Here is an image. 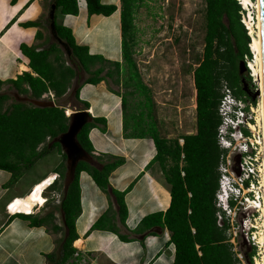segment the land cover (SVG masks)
I'll list each match as a JSON object with an SVG mask.
<instances>
[{
	"label": "trees",
	"instance_id": "obj_1",
	"mask_svg": "<svg viewBox=\"0 0 264 264\" xmlns=\"http://www.w3.org/2000/svg\"><path fill=\"white\" fill-rule=\"evenodd\" d=\"M16 0H12L15 2ZM87 14L109 17L117 11L114 4L105 5L101 0H85ZM121 29V62H112L96 54H90L85 45H78L71 30L55 23L58 38L69 48L71 55L78 62V67L89 73L83 85H97L106 79L119 82L123 75L124 86L133 90L127 92L131 96H142L137 101L136 110L132 109L131 125L125 122L127 108L126 96L121 95L123 111V135L125 138H150L155 147V155L148 163L147 169L154 164L159 166L165 182L170 187V205L165 213L148 215L140 222L139 229H150L154 226L165 227L170 233V243L174 246L172 264H239L228 243L227 229L229 224L223 219L222 226L217 225L215 206L216 193L219 189V166L225 162L226 150L218 143V127L221 117L218 106L224 97L222 87L225 84L228 92L243 102L250 101L251 96L243 91V82L250 78L240 74L239 65L244 56L250 55L249 38L240 23V5L236 0H205V36L201 60L193 70V85L195 89V123L193 134L182 135L180 139L169 140L159 135L150 116L152 99L148 88L141 82L140 75L133 58L135 39L133 34V0H119ZM61 15L77 16V0H51ZM35 25L36 24H32ZM46 28L49 20L46 19ZM36 37H41L40 33ZM21 53L29 60L28 67L35 74L23 73L16 80H9L19 93L29 94L37 100L50 91L56 98L64 96L70 88L71 80L77 77V72L67 66L62 59L60 48L54 43L47 48L36 51L34 47L20 45ZM52 56V57H51ZM98 65V66H97ZM106 65H110L106 68ZM97 66V67H96ZM94 69H91L93 68ZM111 67L115 73L111 71ZM106 68V69H105ZM103 74V75H102ZM116 74V78L114 77ZM4 82L0 81V87ZM27 86V88L24 87ZM80 87L74 91V98L82 103L84 109L89 108L87 102L79 99ZM8 99L0 95V170L12 173L13 180L23 174V169L32 166L37 160L49 154L54 148L60 149L56 139L66 132L69 118L60 106L43 108L25 106L22 102L13 103L4 111L3 103ZM146 108V112L143 110ZM247 111V108H246ZM97 124L105 125V120L92 118L77 134V142L90 158L89 162H79L67 191L62 190V199L56 210L61 213L62 227L54 224V213L49 212L39 218L33 215L16 214L30 221V225H50L57 232L63 227L65 234L58 255H45L49 264H69L76 259V249L72 243L77 239L75 220L80 214V173L88 174L95 185L102 190L109 187L108 178L112 171L119 167L123 159L109 157L101 162L100 156L93 154L94 149L89 139V132ZM153 124V128H147ZM136 131H132V130ZM248 135L246 129H242ZM48 140V144L38 151L39 145ZM60 153H62L60 151ZM64 161L66 156L62 153ZM62 167V166H61ZM65 167L60 172L59 179L64 177ZM183 173V175H182ZM58 182L55 180L50 187ZM63 186H59L61 190ZM117 205L120 222L127 217L124 192L111 190ZM109 217L101 216L93 225L94 229H104ZM115 231L113 227L109 228ZM126 240V238H123ZM252 253L248 255L251 263Z\"/></svg>",
	"mask_w": 264,
	"mask_h": 264
},
{
	"label": "crops",
	"instance_id": "obj_2",
	"mask_svg": "<svg viewBox=\"0 0 264 264\" xmlns=\"http://www.w3.org/2000/svg\"><path fill=\"white\" fill-rule=\"evenodd\" d=\"M50 2L51 0H0V81L4 82L0 87V95H8L5 89L12 85L7 81L16 80L23 73L35 76L28 67L29 60L20 51V45L24 44L40 51L51 44L48 40L53 36L50 30L45 29L48 15L47 18L44 16L46 5ZM101 3L114 4L117 11L109 17L89 16L85 0H77V16L60 14L62 18L57 23L55 12V23L69 28L75 42L87 46L90 54H96L89 45L100 33L104 38L115 37L121 45L119 0H101ZM78 29H81L80 33H77ZM37 33H40L41 37L37 38ZM121 61L120 47L118 62ZM76 80L77 77L71 80L67 94ZM24 87L27 88L26 85ZM79 87V99L87 102L89 108L84 109L82 103L74 98L78 103L75 111L86 110L92 118L105 120V125L97 124L89 132L93 154L100 156L101 162H106L109 157L122 158L123 162L110 173L109 187L106 190L97 187L88 174L80 173L81 211L75 220L77 239L72 243V247L76 249V259L69 264H172L174 246L170 243L169 231L160 226L139 229L143 218L157 213L163 214L170 205V187L162 173L156 170V164L147 169L148 163L155 155L153 141L148 137H124L121 94L109 85L107 80L97 85L81 83ZM13 91L16 95L21 94L14 87ZM74 91L75 89L73 95ZM48 94L53 96L51 91ZM67 94L60 98L61 101ZM66 110L70 109L64 107V111ZM59 166L60 162L49 169L51 171H47L39 181L49 175H54L56 180L59 175L55 172ZM25 174L13 180L12 173L0 170V264H49L45 255H58L60 252L65 234L64 227L57 232L52 231L46 224L34 227L30 225L29 220L16 215L20 213L13 214L7 209L11 200L26 196L37 183L29 186L31 180L36 178L31 177L24 189L19 188ZM112 189L126 192L124 201L127 217L123 223L117 214ZM44 199L47 200L45 197ZM105 214L109 217L105 223L106 227L94 229L93 225ZM54 224L62 227L56 221ZM110 227L115 231H111ZM77 242L79 246L74 244Z\"/></svg>",
	"mask_w": 264,
	"mask_h": 264
},
{
	"label": "rangeland",
	"instance_id": "obj_3",
	"mask_svg": "<svg viewBox=\"0 0 264 264\" xmlns=\"http://www.w3.org/2000/svg\"><path fill=\"white\" fill-rule=\"evenodd\" d=\"M133 1L132 24L135 39L133 58L140 75V80L148 88L152 99L150 116L161 137L169 140L178 139V143L180 144L179 141L182 135L193 134L196 130L195 89L192 73L197 63L201 60L203 53L205 36V0ZM250 1L252 3L249 5L255 6L256 0ZM49 10L50 8L47 4L44 14L45 18H47ZM83 12L84 11H82V13ZM61 18L62 16L56 12L57 23L60 22ZM114 18H116V15H114ZM106 22L107 20L104 21V23ZM80 32L81 29H78L77 33ZM48 41L51 42V44L55 43L60 48L62 52L61 56L65 64L77 72V80L72 89L68 94L66 92L67 96L62 101L60 99L61 97L56 98L52 93L53 96L45 94L37 99L38 101L34 102L33 100L35 99L30 97L29 94H17V96L13 91V86H10L5 89L8 93V99L1 106L2 110L10 107L16 102H22L25 106H32L39 102L43 103L42 101H45L46 104L52 101L57 106L68 108L72 112L75 111V107L78 106V103L74 99L73 90L89 77V73L85 72L80 66L77 68L79 64L76 59L71 54L67 55L66 50L59 45L54 38ZM89 46L97 55L114 62L118 61L121 45L117 43L115 37L107 36V38H104L100 33L93 42H90ZM109 67L110 65H106V68ZM91 69H94V67ZM110 69L115 73L113 67ZM113 78H116V74H114ZM106 80L109 85L117 89L121 95L126 96L127 113H125V122L128 126H132V116L129 113L132 109L137 111L136 103L139 100H143V97L128 95L127 92L133 89L124 86L123 75L119 77L118 83H115L113 79ZM255 86L256 85L252 86L251 80L244 81L243 83V87L248 91L250 96L255 94ZM224 87L225 84L222 87V92L225 93ZM16 96L18 98H16ZM259 99L260 96L255 98L258 106L256 105L254 107L252 116H254V119L260 124L258 118ZM63 104L68 106H63ZM143 110L146 112V108H143ZM64 114L68 117L65 111ZM238 115L240 114L238 113ZM147 128H153V124L147 126ZM132 131L134 132L136 130L133 129ZM236 131L234 136L237 138L238 130ZM48 142L49 141L46 140L43 144L39 145L37 150H42ZM59 148L60 149L54 148L49 154L37 160L27 171L23 169V173L26 174L22 177L19 188L24 189L31 177L36 178L31 180L32 182L29 183V186L38 182L46 175L47 171H51L49 169L53 168L59 162V171H63V166L66 169V161H64L62 157L63 152L61 147ZM60 151L62 153H60ZM225 164L228 172L227 180L233 179L235 176L234 170L239 164V154L234 150V145L231 149L227 150L225 154ZM156 170L159 171L158 165H156ZM63 174L65 175V170ZM57 179L58 182L54 187H48L43 193L47 202L42 207L36 208L32 215L41 218L47 213L52 212L54 213L55 221L62 225L60 212L58 210L55 211V209H57L62 199L63 188L61 190H58V188L60 185H64V177L59 179L58 176ZM20 195L23 196V194ZM19 217L24 218L22 216ZM232 248L241 255L243 264L249 263L248 255L251 254L252 251L247 244H243L241 239L238 238Z\"/></svg>",
	"mask_w": 264,
	"mask_h": 264
},
{
	"label": "built area",
	"instance_id": "obj_4",
	"mask_svg": "<svg viewBox=\"0 0 264 264\" xmlns=\"http://www.w3.org/2000/svg\"><path fill=\"white\" fill-rule=\"evenodd\" d=\"M240 5V23L243 25L246 35L249 38L248 48L250 55L244 56L246 66V75L252 81V86L256 85L254 90L260 91L259 81L254 75L251 64L255 62V53L251 48L253 37L257 36V14L256 8L253 5L243 6L241 0H236ZM225 93H228L224 87ZM230 98L222 99L218 106V113L221 117V124L218 127V143L221 149L229 150L234 145V150L239 154V164L235 168V176L232 179L233 184L226 186L230 191H233V203L229 206L225 200V192L223 183L219 179L222 191L218 189L215 197V206L217 211V225L222 226L223 219L229 224L227 229L228 243L233 246L235 241L240 238L243 244L251 249V263L261 264L263 256V247L260 244V237L264 234V137L261 125L254 119V107L257 105V100L253 104L250 101L241 102L240 107L243 108L239 112L240 120L243 121V128L248 131V135H244L242 129L238 132V137L234 142H231L226 137L227 126L232 123L228 115V102ZM258 106V105H257ZM247 108V111H246ZM235 137V136H234ZM180 145L183 141L180 140ZM237 142V143H236ZM221 172H227L225 162H221L219 166ZM183 175V173H182ZM15 200V199H13ZM12 200L7 205V209ZM234 256L239 263L241 255L234 251Z\"/></svg>",
	"mask_w": 264,
	"mask_h": 264
},
{
	"label": "water",
	"instance_id": "obj_5",
	"mask_svg": "<svg viewBox=\"0 0 264 264\" xmlns=\"http://www.w3.org/2000/svg\"><path fill=\"white\" fill-rule=\"evenodd\" d=\"M55 4H51L50 10L48 12V20H49V28L50 33L56 42L61 45L65 50L67 55H70L71 52L69 48L65 45L63 41H61L55 31ZM260 14H261V34H262V56H263V74H264V0H260ZM240 74H244L246 72V66L244 62H241L239 65ZM244 79L242 82L244 83ZM243 91L246 92L248 95V91L243 87ZM257 96H260V91H256L251 99L254 101ZM36 107H46V106H55V104L50 101L48 104L45 103H37L35 104ZM69 122L68 127L65 133L61 134L57 139L56 142L60 145L62 152L66 156V170L64 175V185L63 190L64 192L67 191V188L70 182L73 179L74 171L76 165L81 162H89L90 158L87 153L82 149V147L77 142V134L80 132L82 127L91 122L92 117L89 112L86 110L80 111H73L68 116Z\"/></svg>",
	"mask_w": 264,
	"mask_h": 264
},
{
	"label": "bare ground",
	"instance_id": "obj_6",
	"mask_svg": "<svg viewBox=\"0 0 264 264\" xmlns=\"http://www.w3.org/2000/svg\"><path fill=\"white\" fill-rule=\"evenodd\" d=\"M241 3L243 6H246L251 4L252 2L250 0H241ZM255 8L257 10L256 27L258 31H257V36L253 37L251 42V48L255 53V62L254 64H251V67L254 75L257 76V80L260 82L258 118L263 130V137H264V74H263V56H262L260 0H256ZM65 112L68 116L70 115V110H66ZM55 178L56 177L54 175H49L47 178H44L43 180L37 182L26 194V196L12 200L8 208L9 212L13 214L20 213L23 215L34 214V210L36 208H40L45 204L46 200L43 197V193L54 182ZM263 215H264V209H263ZM259 241L263 247V256H262L261 264H264V234L260 237ZM74 244L76 246H79L78 242Z\"/></svg>",
	"mask_w": 264,
	"mask_h": 264
},
{
	"label": "clouds",
	"instance_id": "obj_7",
	"mask_svg": "<svg viewBox=\"0 0 264 264\" xmlns=\"http://www.w3.org/2000/svg\"><path fill=\"white\" fill-rule=\"evenodd\" d=\"M227 97L230 98L228 104V115L232 120V123H230L227 126L226 129V137L229 141L234 142L236 140V137H234V133L237 132L236 130H238V132L243 128V121L240 120L241 117L238 115V113L240 112V110H242L243 108L240 107V103L242 102L239 99L234 98L229 92L228 93H224V97L223 99H226ZM220 172V180L223 183V187H224V192H225V202L229 204V206H232L233 203V197H234V193L233 191H230L226 186H229V184H233V180L229 179L227 180L228 177V172ZM221 184L219 183V189L220 191H222V187H220Z\"/></svg>",
	"mask_w": 264,
	"mask_h": 264
}]
</instances>
